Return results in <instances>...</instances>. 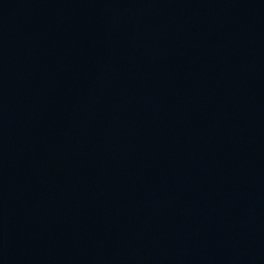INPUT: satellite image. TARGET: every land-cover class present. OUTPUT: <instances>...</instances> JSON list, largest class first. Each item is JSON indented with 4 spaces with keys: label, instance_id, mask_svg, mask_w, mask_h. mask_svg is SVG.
I'll return each mask as SVG.
<instances>
[{
    "label": "water",
    "instance_id": "obj_1",
    "mask_svg": "<svg viewBox=\"0 0 264 264\" xmlns=\"http://www.w3.org/2000/svg\"><path fill=\"white\" fill-rule=\"evenodd\" d=\"M0 264H264V0H0Z\"/></svg>",
    "mask_w": 264,
    "mask_h": 264
}]
</instances>
